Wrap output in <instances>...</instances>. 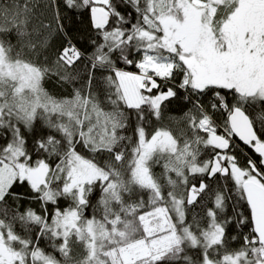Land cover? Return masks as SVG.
<instances>
[{"label": "snow or ice", "instance_id": "snow-or-ice-1", "mask_svg": "<svg viewBox=\"0 0 264 264\" xmlns=\"http://www.w3.org/2000/svg\"><path fill=\"white\" fill-rule=\"evenodd\" d=\"M0 264H264V0H0Z\"/></svg>", "mask_w": 264, "mask_h": 264}, {"label": "trees", "instance_id": "trees-1", "mask_svg": "<svg viewBox=\"0 0 264 264\" xmlns=\"http://www.w3.org/2000/svg\"><path fill=\"white\" fill-rule=\"evenodd\" d=\"M173 127H175V125H173Z\"/></svg>", "mask_w": 264, "mask_h": 264}]
</instances>
